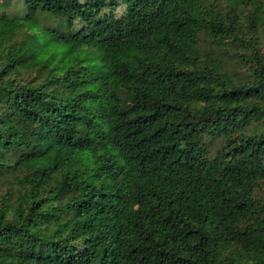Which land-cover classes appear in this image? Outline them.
<instances>
[{"label":"trees","instance_id":"obj_1","mask_svg":"<svg viewBox=\"0 0 264 264\" xmlns=\"http://www.w3.org/2000/svg\"><path fill=\"white\" fill-rule=\"evenodd\" d=\"M21 4L0 13V264H264V0Z\"/></svg>","mask_w":264,"mask_h":264},{"label":"rangeland","instance_id":"obj_2","mask_svg":"<svg viewBox=\"0 0 264 264\" xmlns=\"http://www.w3.org/2000/svg\"><path fill=\"white\" fill-rule=\"evenodd\" d=\"M216 4L219 5L220 10L221 9H226V10L229 9V5L226 2L219 1ZM1 12L6 13L10 16L11 15L12 16H14V15L22 16L23 13H22L21 0H12L10 3H8V5L7 4L3 5V1L0 0V13ZM122 12H123V8L119 7L116 10L117 16L121 15ZM46 25H48V23ZM260 39L262 41V52L264 53V35H261ZM214 49H215L214 46H212L211 44H209L205 40H203L202 44L200 46L201 57L204 58L209 53H214L213 56H216ZM229 50L232 51V49H229ZM83 59L86 60L83 62V65L90 64L94 61L93 60L94 56L87 52L85 55H83ZM216 59L227 72H229V73L238 72L241 78L245 77L244 71L240 72L239 64L237 63L235 58H232L230 55H227L226 53H224V54H222V56H217ZM97 62H99V64H100V56L98 54H97ZM33 76H34V70L33 69H22L21 70V78L22 79L28 80V79L33 78ZM251 130H252V128L250 127L248 132H250ZM205 142L209 145L208 153L210 156H213L215 154L216 150H218L224 143L222 139H211L209 137L205 138ZM256 196L258 198H260L262 201H264V186L256 191Z\"/></svg>","mask_w":264,"mask_h":264}]
</instances>
